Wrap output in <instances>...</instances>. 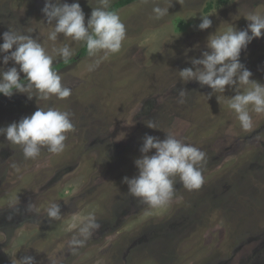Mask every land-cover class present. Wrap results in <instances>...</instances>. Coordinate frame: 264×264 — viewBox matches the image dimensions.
Segmentation results:
<instances>
[{
  "label": "rangeland",
  "instance_id": "1",
  "mask_svg": "<svg viewBox=\"0 0 264 264\" xmlns=\"http://www.w3.org/2000/svg\"><path fill=\"white\" fill-rule=\"evenodd\" d=\"M75 2L87 25L97 0ZM156 2L165 6V0ZM43 6L44 0H0V43L11 28L38 39L51 54ZM152 7L153 0H134L115 10L126 37L120 52L104 59L90 58L81 52L83 43L58 36L56 47L68 43L76 52L54 67L72 90L67 99L36 102L23 93L0 94V127L30 116L39 105L70 112L74 125L61 154L44 148L34 160L0 135V264L26 255L35 264H264V114L250 109L253 127L245 131L227 107L236 94L232 88L208 98V86L182 82L177 74L207 50L210 35L229 24L247 29L244 15L264 12V0H172L160 20ZM205 14L212 25L200 30ZM96 59L98 67L89 71ZM239 59L253 73L250 79L264 84V30ZM60 62L55 57L53 65ZM12 66L11 60L0 64L4 70ZM181 89L187 92L184 103ZM149 120L158 128L147 127ZM166 133L205 153L203 184L188 190L174 178L171 200L153 208L130 195L122 178L138 174L134 161L145 134L163 140ZM50 201L60 204L61 220L46 216ZM90 212L100 228L72 254L67 242L74 233L67 225Z\"/></svg>",
  "mask_w": 264,
  "mask_h": 264
},
{
  "label": "clouds",
  "instance_id": "2",
  "mask_svg": "<svg viewBox=\"0 0 264 264\" xmlns=\"http://www.w3.org/2000/svg\"><path fill=\"white\" fill-rule=\"evenodd\" d=\"M178 2L182 4L183 0ZM97 3L86 25L85 14L75 0L71 4L61 3V0H44L41 12L46 25L51 26L47 33V40L52 42L51 54L38 39L21 31L10 28L2 33L0 54L4 55L0 56V64L7 65L11 60L14 66L7 70L0 67V94L10 98L14 93H23L28 99L36 97V102L49 101L53 97L67 99L72 90L62 84L53 62L55 57H59L67 64L76 52L68 43L55 46L60 34L71 42L83 43L90 58L102 54L100 58L104 59L119 53L126 37L125 25L119 13L110 10L111 0H97ZM171 3L172 0H165V6H161L153 0V18L160 20L168 16ZM244 16L250 21L247 29L237 30L229 24L219 34L210 35L207 50L202 52L200 58L191 59L192 67H185L177 74L182 82L196 81L201 86H208L211 89L208 98L213 93L223 94L226 86L232 88L236 94L229 97L227 107L235 113L241 128L248 131L253 127L250 109L256 114H264V84L250 79L253 73L239 57L254 38L262 36L264 12H250ZM211 25L212 20L205 14L197 27L204 30ZM33 30L29 28L26 31L31 33ZM99 63L100 59H96L89 64L88 70L93 71ZM15 65L19 66V70ZM20 73L24 74L23 78ZM186 95L185 90L179 91V103H184ZM146 126L158 128L151 120ZM73 130L70 112L39 105L30 116L0 127V135L9 144L19 146L25 159L34 160L44 148L51 154H61L66 147L67 134ZM152 149H155L154 154L148 155ZM139 151L142 155L134 161L138 174L131 178L125 176L122 182L127 185L128 193L142 203L153 208L166 205L174 194L177 180L174 178H178L188 190L202 186L203 176L199 166L205 160V153L183 139L169 133L163 140L145 134ZM17 203L16 197L6 204L12 207ZM29 208L37 211L33 205H29ZM44 212L50 221L62 219L61 206L56 201H50ZM99 228L94 213L74 217L73 222L67 225V231L74 233L67 242L68 250L75 254ZM15 264H35L34 257L26 255ZM51 264L56 262L51 260Z\"/></svg>",
  "mask_w": 264,
  "mask_h": 264
},
{
  "label": "trees",
  "instance_id": "3",
  "mask_svg": "<svg viewBox=\"0 0 264 264\" xmlns=\"http://www.w3.org/2000/svg\"><path fill=\"white\" fill-rule=\"evenodd\" d=\"M132 1L134 0H115L112 4H111V9L110 10H113L115 11L117 8L121 7V6H125L129 3H131ZM81 52L85 53L86 52V49L85 47L83 46L82 49H81ZM71 61V60H70ZM63 65H65V63L62 61L58 64H55L53 65V67H62Z\"/></svg>",
  "mask_w": 264,
  "mask_h": 264
},
{
  "label": "flooded vegetation",
  "instance_id": "4",
  "mask_svg": "<svg viewBox=\"0 0 264 264\" xmlns=\"http://www.w3.org/2000/svg\"><path fill=\"white\" fill-rule=\"evenodd\" d=\"M98 222H101L100 220Z\"/></svg>",
  "mask_w": 264,
  "mask_h": 264
}]
</instances>
